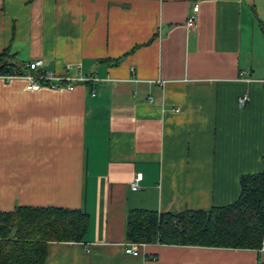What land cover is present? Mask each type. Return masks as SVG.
Returning a JSON list of instances; mask_svg holds the SVG:
<instances>
[{
  "label": "crops",
  "instance_id": "obj_1",
  "mask_svg": "<svg viewBox=\"0 0 264 264\" xmlns=\"http://www.w3.org/2000/svg\"><path fill=\"white\" fill-rule=\"evenodd\" d=\"M196 1L0 0V54L96 78L0 82V213L89 216L84 242L51 243L46 264H264V245L126 253L132 210L208 212L264 173V0H203L190 29Z\"/></svg>",
  "mask_w": 264,
  "mask_h": 264
},
{
  "label": "trees",
  "instance_id": "obj_2",
  "mask_svg": "<svg viewBox=\"0 0 264 264\" xmlns=\"http://www.w3.org/2000/svg\"><path fill=\"white\" fill-rule=\"evenodd\" d=\"M28 73L10 51L0 54V73ZM89 216L57 207H17L0 213V264H46L51 243H82ZM126 239L162 244L260 251L264 245V173L241 178L239 200L211 211L132 210Z\"/></svg>",
  "mask_w": 264,
  "mask_h": 264
},
{
  "label": "built area",
  "instance_id": "obj_3",
  "mask_svg": "<svg viewBox=\"0 0 264 264\" xmlns=\"http://www.w3.org/2000/svg\"><path fill=\"white\" fill-rule=\"evenodd\" d=\"M203 0H197L195 6L193 7L192 14L190 15L187 26L190 29L196 27L198 13H199V3ZM43 61L30 62L26 65L28 70L27 74L21 75L17 71L9 74L0 73V82L11 83L15 80H23L26 83L27 89L33 92H39L43 88H48L52 90L65 89L67 91H74L76 86L80 83H87L91 81H96V78H72V77H59L56 74L50 72H44L42 70ZM264 84V81H263ZM250 102V97L248 95H243L239 98L238 106L239 108H245ZM144 175L137 174L136 178L131 184L133 190L140 189V183L143 181ZM146 244H137L129 242L126 245V253L139 256L140 247Z\"/></svg>",
  "mask_w": 264,
  "mask_h": 264
}]
</instances>
